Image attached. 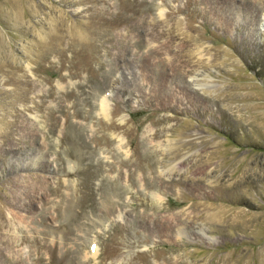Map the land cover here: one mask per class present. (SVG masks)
I'll list each match as a JSON object with an SVG mask.
<instances>
[{
  "label": "rangeland",
  "instance_id": "rangeland-1",
  "mask_svg": "<svg viewBox=\"0 0 264 264\" xmlns=\"http://www.w3.org/2000/svg\"><path fill=\"white\" fill-rule=\"evenodd\" d=\"M0 264H264V0H0Z\"/></svg>",
  "mask_w": 264,
  "mask_h": 264
},
{
  "label": "bare ground",
  "instance_id": "bare-ground-1",
  "mask_svg": "<svg viewBox=\"0 0 264 264\" xmlns=\"http://www.w3.org/2000/svg\"><path fill=\"white\" fill-rule=\"evenodd\" d=\"M102 106H103V105H102ZM102 106H101V107H102ZM106 111H107V110H106ZM40 199H41V198H40ZM108 199H109V198H108Z\"/></svg>",
  "mask_w": 264,
  "mask_h": 264
}]
</instances>
